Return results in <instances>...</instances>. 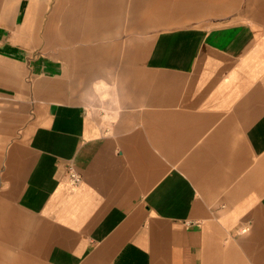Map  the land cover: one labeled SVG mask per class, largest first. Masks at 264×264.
<instances>
[{"label":"crops","instance_id":"0c3cea01","mask_svg":"<svg viewBox=\"0 0 264 264\" xmlns=\"http://www.w3.org/2000/svg\"><path fill=\"white\" fill-rule=\"evenodd\" d=\"M246 3L155 33L158 0H0V264H264V0Z\"/></svg>","mask_w":264,"mask_h":264},{"label":"rangeland","instance_id":"374dc122","mask_svg":"<svg viewBox=\"0 0 264 264\" xmlns=\"http://www.w3.org/2000/svg\"><path fill=\"white\" fill-rule=\"evenodd\" d=\"M193 0H186V2L190 5L188 7H191V3ZM195 1V0H194ZM193 1V2H194ZM205 1V0H203ZM208 2H214L216 0H206ZM247 0H221L222 4L219 7L224 6L223 8L219 9L217 5L213 4L210 6L209 10H205L204 6H202V3H200V8H196L197 10H191L187 9L185 13H179L173 9L177 8V4L181 2V0H158L159 8L163 6L166 9L165 16L168 15V18H171L168 23H160L158 21L157 16L153 17L152 20L145 18L144 24L150 25L151 29L149 31L159 33L162 31H166L172 28H178L181 26H185L187 24H193L198 21L207 20L210 24V26H217L218 24H225L229 23L233 18V16H246V3ZM128 2V8L133 7L136 5L137 0H127ZM166 5V6H165ZM187 7V8H188ZM48 5V9H49ZM218 8V9H217ZM228 8H231V11H228ZM163 11V8H162ZM167 11L169 13H167ZM225 11H228L229 13H225ZM148 17V15L144 14ZM60 25V24H58ZM153 25V26H152Z\"/></svg>","mask_w":264,"mask_h":264},{"label":"built area","instance_id":"2783aa9c","mask_svg":"<svg viewBox=\"0 0 264 264\" xmlns=\"http://www.w3.org/2000/svg\"><path fill=\"white\" fill-rule=\"evenodd\" d=\"M69 181H70V185L76 188V187H79V185H81L83 181V177L74 168H70Z\"/></svg>","mask_w":264,"mask_h":264},{"label":"bare ground","instance_id":"6f19581e","mask_svg":"<svg viewBox=\"0 0 264 264\" xmlns=\"http://www.w3.org/2000/svg\"><path fill=\"white\" fill-rule=\"evenodd\" d=\"M193 1H194V0H193ZM193 1H192V3H191V7H192V9H193V8H197V7L199 6L200 2H202L203 0H195L194 2H193ZM185 4L190 5V4H188V3L186 2V0H181V2H180L179 4H177V8L180 10V9L183 8V6H184Z\"/></svg>","mask_w":264,"mask_h":264}]
</instances>
